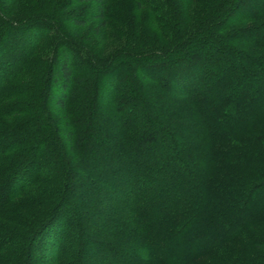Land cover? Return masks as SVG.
<instances>
[{"label": "trees", "instance_id": "16d2710c", "mask_svg": "<svg viewBox=\"0 0 264 264\" xmlns=\"http://www.w3.org/2000/svg\"><path fill=\"white\" fill-rule=\"evenodd\" d=\"M4 1L0 264H264V0H132L168 32L108 65ZM109 1L73 0L96 10L71 20L102 27ZM193 2L208 13L189 27Z\"/></svg>", "mask_w": 264, "mask_h": 264}, {"label": "rangeland", "instance_id": "374dc122", "mask_svg": "<svg viewBox=\"0 0 264 264\" xmlns=\"http://www.w3.org/2000/svg\"><path fill=\"white\" fill-rule=\"evenodd\" d=\"M261 1L263 0L245 2L242 9L243 11L248 10L256 4H260ZM64 2H66V4H64ZM206 2L211 3V5L213 3L212 0H206ZM74 3L73 0H5L3 2V14L5 18H10L14 23L23 21L25 23H35V25L41 23V18L53 16L58 20L57 24L59 30H61L60 32L64 33L67 38L73 39L77 43L91 48L93 52L101 56L104 61L103 64L105 65L118 60L117 57L119 55H116V52L148 48L158 43H163L165 33L168 32L167 29H158L157 25H155L157 23L154 24L149 20L148 9L141 8L135 10L132 0H110L107 6L109 13L113 16L111 18L108 17L110 19L102 27H99L100 19L97 18H82L87 20V22L84 25H76L75 22L71 20L72 17L76 15L91 17L96 9L93 2ZM200 3L203 2L201 1ZM207 13L208 10L204 9L199 2L188 3V6L183 9L182 19L184 22L188 23L190 27L193 26L195 22L201 20ZM241 13L242 11L237 12L236 15ZM248 24L251 23H244V25L240 24V26H247ZM40 25L41 27L34 34L35 38L40 36L42 31L45 34L49 29L48 26L43 25V28L42 24ZM30 27L31 26H28V28ZM57 34L58 32L55 27L50 29V33L46 39V42L49 44L47 46H45V44L42 45L40 49L41 52L39 51L35 54L36 58L39 59V64L42 65L46 62L50 51L48 48L51 47V44L56 42ZM31 36L34 37L33 33ZM5 49H14L17 53L20 51L16 49L12 40L7 42ZM43 55L45 57H43ZM54 67L53 65V69ZM107 95V90L103 91L104 98H107ZM56 116H58L59 119L61 118V115ZM99 131L103 132L102 130ZM99 146L100 145H96L97 151L101 149ZM159 146V150L163 148V146ZM93 156L92 152L91 157ZM107 168L106 163L103 162L98 166L97 170L103 173ZM80 187L81 186L76 189H80ZM89 193H91L92 196L98 195L101 198H105L102 192L90 190ZM188 248V245L182 243L175 250V255L181 253V250L184 251V249ZM210 260L212 261V259ZM118 262L121 263L120 261ZM208 262L209 260L206 259L205 263ZM114 264L118 263L114 261Z\"/></svg>", "mask_w": 264, "mask_h": 264}]
</instances>
